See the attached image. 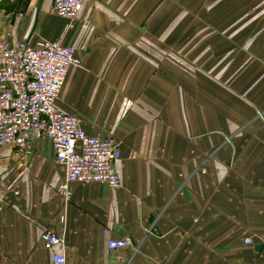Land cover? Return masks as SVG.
<instances>
[{"label":"crops","instance_id":"crops-1","mask_svg":"<svg viewBox=\"0 0 264 264\" xmlns=\"http://www.w3.org/2000/svg\"><path fill=\"white\" fill-rule=\"evenodd\" d=\"M52 3L0 0V41L57 40ZM62 44L79 65L56 108L118 142L120 186L65 202L48 140L3 148L0 264H264V0H86Z\"/></svg>","mask_w":264,"mask_h":264},{"label":"built area","instance_id":"built-area-1","mask_svg":"<svg viewBox=\"0 0 264 264\" xmlns=\"http://www.w3.org/2000/svg\"><path fill=\"white\" fill-rule=\"evenodd\" d=\"M86 0H53V14L64 21L63 34L57 40H41L34 46L25 42L0 41V155L5 147L22 156L33 153V144L44 138L51 144L55 162L63 170L58 193L65 202L71 197L70 184H99L118 188L116 164L121 158L118 142L111 137L86 135L81 120L56 108L58 94L71 67L79 65L75 50L62 44V35L73 30L77 15ZM204 173V172H202ZM108 229L103 230L106 237ZM39 242L44 250L61 247L62 238L43 231ZM244 246L251 240L245 237ZM112 254L129 250V238L108 239ZM52 264H65L54 255Z\"/></svg>","mask_w":264,"mask_h":264},{"label":"rangeland","instance_id":"rangeland-1","mask_svg":"<svg viewBox=\"0 0 264 264\" xmlns=\"http://www.w3.org/2000/svg\"><path fill=\"white\" fill-rule=\"evenodd\" d=\"M5 38H7V37H5Z\"/></svg>","mask_w":264,"mask_h":264}]
</instances>
